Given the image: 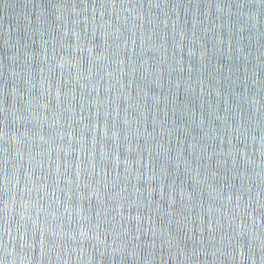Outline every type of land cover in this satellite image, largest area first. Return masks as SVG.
<instances>
[{
	"label": "water",
	"instance_id": "obj_1",
	"mask_svg": "<svg viewBox=\"0 0 264 264\" xmlns=\"http://www.w3.org/2000/svg\"><path fill=\"white\" fill-rule=\"evenodd\" d=\"M0 264H264V0H0Z\"/></svg>",
	"mask_w": 264,
	"mask_h": 264
}]
</instances>
